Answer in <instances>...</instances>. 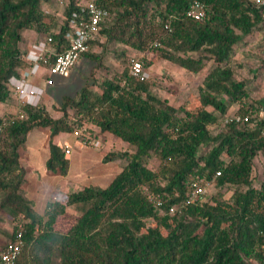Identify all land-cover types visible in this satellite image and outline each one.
I'll return each instance as SVG.
<instances>
[{"label":"trees","instance_id":"16d2710c","mask_svg":"<svg viewBox=\"0 0 264 264\" xmlns=\"http://www.w3.org/2000/svg\"><path fill=\"white\" fill-rule=\"evenodd\" d=\"M49 1L0 0V103L13 96L8 80L30 65L24 32H35L39 40L51 37L56 53L65 48L75 0L67 1L57 30L53 18L44 21L51 16L41 5ZM192 1L99 0L109 14L99 33L153 53L154 59H143L144 67L165 60L198 74L211 63L197 88L198 109L170 105L150 92L149 81L125 69L104 80L100 93L85 86L77 96L63 97L59 118L40 105L23 106L22 119L0 115V213L24 224L16 264H264V161L259 174L254 169L255 159L264 156V118L211 131L231 104L239 105L240 114L264 108V99L246 102V85L231 66L235 46L264 28V10L249 0H200L205 16L193 20L186 15ZM83 121L126 143L125 151L105 155L125 164L105 187H83L37 212L20 192L26 176L21 145L35 127H47L53 138ZM202 147L209 148L201 152ZM151 159L158 161L156 170L148 167ZM68 164L63 149L52 144L47 168L65 175ZM216 172L209 198L179 207L192 181L210 180ZM170 206H177L174 213ZM71 207L78 216L60 232L58 219Z\"/></svg>","mask_w":264,"mask_h":264},{"label":"rangeland","instance_id":"374dc122","mask_svg":"<svg viewBox=\"0 0 264 264\" xmlns=\"http://www.w3.org/2000/svg\"><path fill=\"white\" fill-rule=\"evenodd\" d=\"M68 0H50L42 3L43 11L51 17H45L47 24L52 22L56 24V30L64 20L63 11ZM100 41H97L89 47L88 54L97 55L98 60H93L88 56H81L74 67L70 70L67 77L50 76L51 85H45V96H43L38 105L43 106L48 114L53 118L61 117L62 113L58 111L62 98L65 96L75 97L82 88L88 87L94 93H100L101 83L104 80L120 77L125 69L129 70L130 62L143 59L152 60L154 55L151 52H137L132 48L126 47L119 43H114L100 34ZM39 40L37 34L33 31L23 33L24 50H29L31 44ZM41 40V39H40ZM231 66L234 69L238 79L243 80L248 90V99L246 102L261 103L264 99V28L256 30L246 37L242 42L235 46L234 54L231 59ZM212 64L207 63L206 67L198 74H191L180 67L165 60H156L149 67L143 66L145 80L151 83L150 92L156 97L166 100L170 105L184 107L187 110L198 109L197 88L200 86L202 79L211 69ZM45 98V100H44ZM256 106H260L256 104ZM239 105L231 104L226 115L219 117L218 124L211 128L213 133L225 129L223 118L230 117L237 113ZM82 127H85L90 133L97 145H91L94 148H102L103 151L118 153L126 150V143L120 142V139L110 134H102L93 126L92 123L83 121ZM209 148V147H208ZM207 147H202L201 152L206 151ZM122 164H125V160ZM264 156L259 155L254 161V169L257 174L261 171V163ZM122 167V166H121ZM148 167L156 170L158 161L151 159ZM90 173V172H89ZM93 173H91L92 175ZM70 179L77 183V180H86L81 176L80 166L74 165L69 171ZM84 178V179H82ZM97 188H103L104 183H97ZM215 192L210 190L205 198H209ZM65 198V197H64ZM63 198V199H64ZM52 201H55L54 199ZM78 216V211L71 207L63 215V223L58 219L59 231L65 232L70 221ZM19 220H14L7 212L0 213V249L10 239L13 227ZM148 225H154L149 221Z\"/></svg>","mask_w":264,"mask_h":264},{"label":"built area","instance_id":"2783aa9c","mask_svg":"<svg viewBox=\"0 0 264 264\" xmlns=\"http://www.w3.org/2000/svg\"><path fill=\"white\" fill-rule=\"evenodd\" d=\"M255 7L264 10V0H249ZM99 0H75L76 10L71 12L67 20V30L63 34L65 48L62 52L56 53L52 48V38L46 37L41 41L32 44L28 50L26 58L30 61L27 69H22L21 78L13 76L8 80V85L12 89L13 95L17 98L20 105L19 110L13 115L15 118L22 119L24 113L21 108L25 105L37 106L43 96V90L37 85L29 83L26 78L35 77L39 71L45 69L48 78L45 79L46 85H51L50 76L67 77L70 70L74 67L81 56L89 51L90 42L100 41V23L109 16L108 12L100 7ZM187 17L193 20H202L205 16V5L200 0H193L186 11ZM51 57L53 59L51 60ZM20 70V71H22ZM129 75L144 80L143 64L137 59L130 62ZM253 115L235 114L223 118V125L229 123L250 125L252 116L264 118V108L259 107ZM72 134L78 139L80 145H97V142L90 137L85 127L75 128ZM63 151L68 155L71 151L69 146H64ZM220 175L216 172L210 180L197 181L190 183V191L181 201L179 207L183 208L205 198L208 192L215 187V179ZM55 200V198H53ZM150 200L154 198L150 196ZM161 204L159 200L156 202ZM177 206H170L169 213H174ZM24 248V224L18 223L13 232L12 239L0 251V264H16Z\"/></svg>","mask_w":264,"mask_h":264},{"label":"crops","instance_id":"0c3cea01","mask_svg":"<svg viewBox=\"0 0 264 264\" xmlns=\"http://www.w3.org/2000/svg\"><path fill=\"white\" fill-rule=\"evenodd\" d=\"M22 74L23 70L19 71L17 77L21 78ZM46 78H48V74L45 69H42L37 76L28 77L26 80L41 88L43 96H45ZM19 107L17 98L13 95L5 103H0V115H14L19 110ZM120 142L122 141L120 140ZM52 144L57 145L61 150L64 146H69L71 149L70 153L66 155L69 164L65 175H60L46 166ZM107 153L102 148H94L91 145H80L78 139L72 133H60L51 138L50 130L47 127H35L28 133L25 142L19 149L20 161L26 170L25 180L20 192L37 212H42L49 203L61 202L69 193L81 190L83 187L97 188V183H101V185L104 183V186H106L116 176L121 166H123L120 158L112 160L105 158ZM74 165H79L81 176H84L85 179L91 182L77 180L76 183L70 179L69 171ZM91 173L93 174L91 175ZM53 198H55V201H52ZM62 217L59 220L63 223ZM11 237L7 243L11 240Z\"/></svg>","mask_w":264,"mask_h":264}]
</instances>
